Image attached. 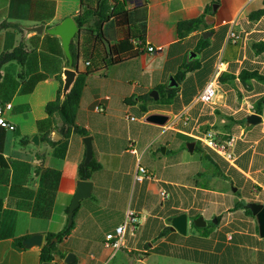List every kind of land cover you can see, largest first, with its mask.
Masks as SVG:
<instances>
[{
  "label": "crops",
  "instance_id": "obj_1",
  "mask_svg": "<svg viewBox=\"0 0 264 264\" xmlns=\"http://www.w3.org/2000/svg\"><path fill=\"white\" fill-rule=\"evenodd\" d=\"M55 1L56 13L39 19L48 14L44 0H0V24H7L0 25V52L21 41L28 52L24 64L11 60L1 68L0 104L12 103L5 116L15 128L0 126V264H41V246L17 248L14 240L42 232L44 244L48 232L68 225L86 156L85 135L65 136L61 117L50 118L45 109L69 65L60 37L48 36L45 28L82 9L81 0ZM108 3L103 43L88 51V34L80 28L71 42L79 72L92 68L83 79L76 124L93 136L100 167L91 173L92 193L75 209L73 227L60 243L65 256L56 264H264L256 217L238 204L264 203V79L247 74L264 76V50L256 49L264 45V14L250 17L264 0ZM202 14L201 27L178 35V21ZM96 20H89L95 33ZM40 24L44 30L35 31ZM231 30L240 34L235 42ZM143 40L154 50L136 52ZM111 46L117 61L106 57ZM186 66L191 68L177 78ZM209 80L215 94L204 102L197 95ZM170 88L176 92L164 101ZM153 112L170 118L165 124L147 121ZM252 112L260 121L247 120ZM209 129L220 140L236 137L232 161L196 138ZM139 165L152 177L137 180ZM130 210L137 220L127 224L119 248L107 245L106 235ZM183 212L186 233L170 227ZM200 215L203 226L194 222ZM69 252L74 256L67 262Z\"/></svg>",
  "mask_w": 264,
  "mask_h": 264
},
{
  "label": "trees",
  "instance_id": "obj_2",
  "mask_svg": "<svg viewBox=\"0 0 264 264\" xmlns=\"http://www.w3.org/2000/svg\"><path fill=\"white\" fill-rule=\"evenodd\" d=\"M48 4V14L43 16L39 19H45L46 17H52L56 13V1L55 0H44ZM97 3L94 5L89 0H81L82 9L79 10L75 15L74 18L79 25V28L87 32L88 40L90 41L88 45V51L92 50L97 43H103L104 36L101 32V25L102 23L109 17L108 10L110 8V4L108 0H96ZM88 3V4H87ZM85 8L83 9V7ZM207 10H211V5L207 6ZM264 14V7L257 9L250 13V17L252 19L258 18ZM96 16L97 20L95 21V26H97L98 30L95 33L92 28L89 26V20L91 17ZM205 14L200 15L197 18L188 19V20H181L177 22V32L180 37L186 35L189 31L201 27V25L205 21ZM1 26L7 25L4 23L0 24ZM51 36L50 34H47ZM206 42H202V46H204ZM145 41L139 42L138 46L136 47V52H141L147 50ZM256 49L259 51L264 50L263 46H256ZM71 51L76 58L77 54L73 50V44H71ZM116 49L114 46H111L109 50H106V57L109 58L111 61H117L120 59L118 53H115ZM28 52L25 49L24 42L21 41L16 47L12 50L2 51L0 52V77H1V68L2 65L11 60H17L19 63L24 64L27 60ZM191 68V66H186L180 69L176 76L177 78L181 79L185 71ZM92 70L91 66H88L86 70L81 71L75 85L73 86L71 92L67 95L66 99L61 102V86L58 88L56 92V96L53 100L49 101L46 106V112L49 117H53L54 115H59L62 120V124L60 126V131L65 135L68 136L72 131L80 133L82 135H87L88 131L80 127L76 124V108L79 102V98L81 95V89L83 85V79L85 75ZM249 76H257L261 79H264V76L260 75L257 71H252L247 73ZM34 84V81L31 83V87ZM176 88H170L165 90L164 94V101H169L175 94ZM146 110V106H143ZM44 122L39 121L38 125H42ZM2 127V126H1ZM4 128V127H2ZM100 167V163L95 160L93 157L87 164L82 163L79 167V177L81 179H90L92 171ZM239 205L245 207L246 211L250 214H253L250 208H248L245 202H239ZM73 227V223L66 225L61 231L58 232H48L46 234V242L41 245L40 247V262L44 261H58L63 259L65 256V252L63 247L60 245L62 240L69 234ZM56 237V240L54 239ZM25 236H20L15 238L14 245L17 248H25L26 246L23 243Z\"/></svg>",
  "mask_w": 264,
  "mask_h": 264
},
{
  "label": "water",
  "instance_id": "obj_3",
  "mask_svg": "<svg viewBox=\"0 0 264 264\" xmlns=\"http://www.w3.org/2000/svg\"><path fill=\"white\" fill-rule=\"evenodd\" d=\"M213 7L215 8L216 4H213ZM44 27H45L44 24H40L34 26L33 29L37 32H42L44 30ZM45 30L49 34L57 35L60 37L64 53L68 58L69 65L66 66L62 72L60 101L63 102L66 99L67 95L71 92L80 74L77 67V63L75 62L74 56L71 51V42L74 36L79 32V25L72 15H68L65 18H63L60 22L47 26ZM154 92L156 93V90ZM169 118L170 116L168 114L153 112L148 114L145 119L149 122L165 124ZM247 120L251 123H256L260 121V116L257 113L252 112L247 115ZM83 140L86 145V156L84 159V164H87L93 157V142H92L93 136L85 135ZM187 145L190 149H192L194 142L190 141L188 142ZM92 189H93L92 180L90 179L77 180L76 191L69 206L68 224L72 223L74 211L80 204V200L84 197L90 196L92 193ZM246 206L250 208L253 215L256 217L259 227V233L262 237H264V203L257 201H249L246 203ZM187 219H188L187 214L185 212L174 216L171 220V225H170L171 229H177L181 233H186L187 221H188ZM194 222L198 226H203L206 223L202 215L198 216L194 220ZM54 239H56V237H54ZM23 243L26 247L41 246L43 244V233L37 232L31 234L30 236L24 238ZM73 256L74 254L72 252H69L65 257V261L69 262L73 258ZM41 264H56V262L44 261Z\"/></svg>",
  "mask_w": 264,
  "mask_h": 264
},
{
  "label": "built area",
  "instance_id": "obj_4",
  "mask_svg": "<svg viewBox=\"0 0 264 264\" xmlns=\"http://www.w3.org/2000/svg\"><path fill=\"white\" fill-rule=\"evenodd\" d=\"M239 37L240 34L235 30H231L229 32L230 40L235 42L239 39ZM146 48L148 51L154 50V47L151 45L147 46ZM214 94H215V82L214 80H209L197 95V99L202 100L204 102H209L212 100ZM11 106H12L11 102L0 104V126L9 130H13L15 128V125L5 116V111L7 109H10ZM96 109L103 111L104 107L98 104L96 106ZM196 138H198L205 147L212 149L218 155L223 157L225 160L230 162L234 159V154L232 152V147L236 139L234 135H231L224 140H220L216 136L215 131L213 129H209L206 132L197 135ZM132 150L135 151L134 148H132ZM146 176L152 177V172H150V170L147 167L143 165H139L137 171L135 172V178L137 180H142ZM160 194L162 199L168 197V192L165 189H162ZM136 220L137 217L135 212L130 210L127 213V217L124 220V222L116 227L115 232H110L106 235V239H107L106 244L112 245L115 249L119 248L120 244L122 243V239L124 237L127 224L130 222H135Z\"/></svg>",
  "mask_w": 264,
  "mask_h": 264
}]
</instances>
